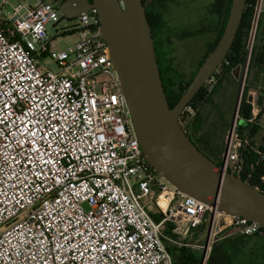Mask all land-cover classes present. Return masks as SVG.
<instances>
[{
  "label": "built area",
  "instance_id": "obj_1",
  "mask_svg": "<svg viewBox=\"0 0 264 264\" xmlns=\"http://www.w3.org/2000/svg\"><path fill=\"white\" fill-rule=\"evenodd\" d=\"M63 1L0 0V264H175L167 221L180 235L207 226L201 264H210L228 228L264 234L257 221L168 187L136 136L97 10L67 17ZM263 6L256 1L252 37ZM63 18H77L71 31L79 40L57 49L54 38L70 31L51 34L48 24ZM251 94L249 120L263 126L264 110ZM194 113L187 105L183 126ZM238 118L222 160L232 173L250 144Z\"/></svg>",
  "mask_w": 264,
  "mask_h": 264
},
{
  "label": "water",
  "instance_id": "obj_2",
  "mask_svg": "<svg viewBox=\"0 0 264 264\" xmlns=\"http://www.w3.org/2000/svg\"><path fill=\"white\" fill-rule=\"evenodd\" d=\"M149 0H64L59 9L77 17L95 8L103 37L127 97L133 127L146 160L171 185L213 210L247 217L264 225V190L254 187L202 152L187 134L180 117L196 93L219 69L230 51L246 0H232L221 37L204 58L188 87L171 107L157 60L152 29L146 14ZM240 69V66L237 68ZM236 77L238 72H236ZM241 81L232 125L244 89ZM261 108L264 96L254 89ZM191 115H186L189 122ZM240 122V120H239ZM232 127V126H231ZM227 150V146H226ZM226 152V151H225ZM241 159L242 152H240Z\"/></svg>",
  "mask_w": 264,
  "mask_h": 264
},
{
  "label": "trees",
  "instance_id": "obj_3",
  "mask_svg": "<svg viewBox=\"0 0 264 264\" xmlns=\"http://www.w3.org/2000/svg\"><path fill=\"white\" fill-rule=\"evenodd\" d=\"M231 1L232 0H214L212 2L210 6V13L213 16L212 25L206 27L205 26L198 27L195 29H188L173 35L179 39H183L204 32L216 31L217 38L215 42L212 43L210 49L205 54L204 56L205 58L207 54L215 48L219 38L222 35L229 14ZM256 1L257 0H246V6L244 9L243 17L240 22V26L236 34V37L234 39V42L232 44V47L228 52L226 58L220 65L219 69L213 74V77H215L217 73L221 72V74H219L220 75L219 79L217 80L216 83L213 84L211 89H209L206 85H203L188 104L195 109V113L192 115L189 122L187 123L185 122L184 127L187 134L191 137L192 141L197 145V147L202 152H204L207 156H209L211 159H213L215 162L219 164L222 163L223 154L225 153L227 146L226 143H224L222 132L225 131V129L227 128L228 130H230L232 124L223 120L222 125L219 126L217 130L216 129L213 130L214 127L212 128L204 127V125L206 124L207 120H210L208 115H210V113L213 114V110H215V112L219 114V117L217 116L216 119H218L219 121L222 119L219 105L214 101L213 95L220 87V85L223 83V81L227 78L228 74L233 72L237 66L244 64L246 60L247 40L249 36V31L253 23ZM164 2L165 0H150L146 4V11H147L146 14L152 29L153 37L155 32H158L160 35L162 31L167 29L163 16L164 13L163 9L165 7ZM260 20H261V15L258 20L256 37H257L258 29L260 27ZM168 36L170 38L171 35ZM168 40L170 41V39ZM257 53H258V47H257V38H256V40L254 41L253 50L249 60L248 71L245 80L246 84L244 86V91L239 104V109H238L239 118L237 124L238 132L241 135L247 134L250 144L247 146L246 149H243L241 151L243 154L242 155L243 161L240 155L242 169L238 172H234V174L241 176V178L250 185L254 187H258L261 190H264V180H262V177H264V145H257L253 140L256 134H258L259 131L262 130L263 126H260L256 122L249 120L252 116V105L250 103L251 95L249 94L251 88V85L249 84V73L251 70L253 60ZM204 58L201 60L200 65L202 64ZM157 60H158V64L161 72V78L165 88L166 96L169 100L170 106L173 107L176 104V102L179 100L181 95L184 93L186 88L188 87L189 83L191 82L194 74L196 73L199 67L195 70L190 80L176 82L173 80V78L169 73L170 68L165 60L162 51L159 56L157 55ZM206 105L209 107L207 108V110H204ZM261 110H264V104ZM239 120H243L244 123L240 124ZM217 132L220 134L219 136L214 135V133ZM262 139L264 142V134ZM252 145L257 146L259 152L253 151L251 148ZM156 217L159 218L158 215H156Z\"/></svg>",
  "mask_w": 264,
  "mask_h": 264
},
{
  "label": "rangeland",
  "instance_id": "obj_4",
  "mask_svg": "<svg viewBox=\"0 0 264 264\" xmlns=\"http://www.w3.org/2000/svg\"><path fill=\"white\" fill-rule=\"evenodd\" d=\"M12 3L22 2L25 0H11ZM213 0H168L166 6L164 7V20L166 25V30L160 33V45L161 51L165 57L166 62L169 65V73L174 81H188L192 77L195 70L199 67L201 60L204 58L207 51L210 49L212 43L215 42L217 38L216 31L205 32L201 34H197L194 36H189L183 39H179L173 34L180 33L182 31L188 29H195L203 26H210L213 22V16L209 12V6ZM264 9V6H263ZM261 12V20L260 27L256 32L254 37L250 34L251 29L249 31V36L247 40L246 46V60L242 67L238 70V66L234 69L233 72L228 74L227 78L223 81L220 87L213 95L214 101L219 105L220 113L222 115V119L219 121L217 116L219 114L213 110L214 117L211 116L210 120L206 121L204 127L213 128V130H217L219 126L222 125L223 120L231 123L233 113L236 107V103L238 100L239 89L241 85V81L243 78L246 80V75L248 71V65L250 56L253 50L254 41L256 38L260 39L264 37V12ZM203 19V23H202ZM78 23L77 18H73L71 20H67L65 18L61 19L56 26H53L51 23L48 24V29L51 34L56 33V29L61 32L64 28L69 29L70 32L64 33L62 35L56 36L54 38L53 45L57 49H64L71 45H74L78 40L77 30L71 31L72 27ZM168 35H171L170 38ZM170 39V41L168 40ZM252 39V42H250ZM257 39V40H258ZM50 68L53 70H57V66L55 63L50 62ZM236 72H238V76L236 77ZM219 74L217 73L212 80L214 83L219 79ZM210 82L211 84L213 82ZM210 83L205 82L204 85L208 86L209 89L212 87ZM246 82L244 81V86ZM213 85V84H212ZM244 91V89H243ZM243 94V92H242ZM251 94V91H249ZM252 95V94H251ZM209 106H205L204 110H207ZM181 119L183 116L180 117ZM186 120V119H185ZM215 122V123H213ZM240 124H243L244 121L240 120ZM228 128L222 132L223 139L226 143ZM215 136H219L220 134L214 133ZM163 181L170 187L169 182L161 176ZM86 207V205H85ZM151 209L156 216L158 214L156 206L152 203ZM203 232L207 233V227L204 228ZM222 234V233H221ZM220 236V235H219ZM220 239V238H218ZM216 239V241L218 240ZM215 241V242H216Z\"/></svg>",
  "mask_w": 264,
  "mask_h": 264
},
{
  "label": "crops",
  "instance_id": "obj_5",
  "mask_svg": "<svg viewBox=\"0 0 264 264\" xmlns=\"http://www.w3.org/2000/svg\"><path fill=\"white\" fill-rule=\"evenodd\" d=\"M168 1V0H167ZM167 1H165V6ZM264 12V9H263ZM258 39V38H257ZM258 53L255 55L249 73L250 91L258 89L264 96V37L257 40ZM242 65H240V68ZM235 112V110H234ZM211 116H215L210 113ZM234 117V113H233ZM232 117V121H233ZM231 121V124H232ZM264 125L262 130L254 137L257 145H264ZM225 143V141H224ZM159 215V213L157 214ZM174 222H165L163 231L168 249L171 251L175 264H201L203 251L199 247L207 239L203 232L205 224L192 229L187 235H180L173 231ZM210 264H264V234L243 235L234 229L224 230L212 248Z\"/></svg>",
  "mask_w": 264,
  "mask_h": 264
},
{
  "label": "flooded vegetation",
  "instance_id": "obj_6",
  "mask_svg": "<svg viewBox=\"0 0 264 264\" xmlns=\"http://www.w3.org/2000/svg\"><path fill=\"white\" fill-rule=\"evenodd\" d=\"M150 1V0H149ZM148 1V2H149ZM167 1V0H165ZM214 1V0H213ZM212 1V2H213ZM147 2V3H148ZM212 4V3H211ZM210 4V6H211ZM210 6H209V12H210ZM202 23H203V19H202ZM200 27H204L203 24L200 26ZM206 27V26H205ZM205 33V32H204ZM201 34V33H200ZM197 35V34H196ZM154 42H155V45H156V53L157 55L159 56L161 54V45H160V36H159V33L158 32H155L154 34Z\"/></svg>",
  "mask_w": 264,
  "mask_h": 264
},
{
  "label": "bare ground",
  "instance_id": "obj_7",
  "mask_svg": "<svg viewBox=\"0 0 264 264\" xmlns=\"http://www.w3.org/2000/svg\"><path fill=\"white\" fill-rule=\"evenodd\" d=\"M161 204L163 206H166V199H165V197L163 195L161 196Z\"/></svg>",
  "mask_w": 264,
  "mask_h": 264
}]
</instances>
